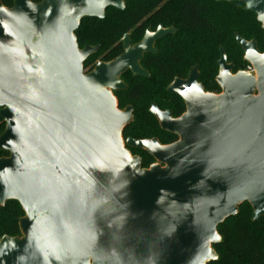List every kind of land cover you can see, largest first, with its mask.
I'll use <instances>...</instances> for the list:
<instances>
[{
  "label": "water",
  "instance_id": "water-1",
  "mask_svg": "<svg viewBox=\"0 0 264 264\" xmlns=\"http://www.w3.org/2000/svg\"><path fill=\"white\" fill-rule=\"evenodd\" d=\"M240 3L264 31V0ZM124 0H0V206L16 201L21 236L0 238V264H209L218 260V227L248 203L264 217V54L236 36L254 74H231L221 50L219 96L176 82L187 112L152 111L169 146L129 139L158 164L144 169L126 149L131 110L121 58L84 74L96 49L78 47L86 17L123 9ZM186 85L189 91L184 88ZM219 237V239H216ZM6 238V239H5Z\"/></svg>",
  "mask_w": 264,
  "mask_h": 264
},
{
  "label": "flooded vegetation",
  "instance_id": "flooded-vegetation-1",
  "mask_svg": "<svg viewBox=\"0 0 264 264\" xmlns=\"http://www.w3.org/2000/svg\"><path fill=\"white\" fill-rule=\"evenodd\" d=\"M181 1L124 0L123 9L110 7L102 18L86 17L76 31H80L82 36L81 45L77 39L81 51L86 48L96 49L83 63L84 74L93 73L99 64L107 65L124 57L127 59L126 66L117 76V81L123 88L110 91L121 112L131 110L132 122L125 128L123 139L126 149L140 160L144 169L158 162L147 151L127 145V141L156 140L162 146L178 141L176 135L163 130L159 119L152 112L155 109L157 113H169L173 120L181 118L187 112L185 100L170 93L169 88L172 85L176 82L187 84L192 74H197L196 83L206 94L221 95L222 89L217 82L221 50L225 53L226 65L232 66V75L248 73L246 69L249 64L244 61L245 54L237 41L242 57L236 60L230 48L223 44L216 46L219 33L227 36L234 34L235 40L238 34L233 33L231 28L222 31L212 24L209 21L211 8L200 6L204 0H194L199 11L203 10L199 16H182V13L180 16H169V10L173 9L172 4ZM240 5L243 11L248 12L245 5ZM110 14L114 16H109ZM227 18L230 19V16H226ZM201 19L206 22L204 27H201ZM201 32L210 39L206 54L200 47ZM205 63L208 65L206 70L203 65ZM183 89L189 91L186 85ZM134 123L138 125L135 128L132 127ZM146 163H149L148 166L143 167Z\"/></svg>",
  "mask_w": 264,
  "mask_h": 264
},
{
  "label": "trees",
  "instance_id": "trees-1",
  "mask_svg": "<svg viewBox=\"0 0 264 264\" xmlns=\"http://www.w3.org/2000/svg\"><path fill=\"white\" fill-rule=\"evenodd\" d=\"M1 1L7 8L13 6V0ZM31 1L33 3L41 2V0ZM204 1L200 6L211 8L209 21L212 24H215L222 31L231 28L233 33L236 32L247 41L255 40L258 43L259 52H264V31L254 14L243 11L242 5L236 2L230 5L226 2ZM172 6L173 9L169 10V16H180L181 13L182 16H199V13L203 12V10L199 11L194 0H182L173 3ZM212 13L214 14L212 15ZM109 16L114 15L110 14ZM226 16H230V19H226ZM205 23L201 19V27H204ZM76 37L81 45L82 36L80 31L76 32ZM209 40V36L201 32L200 47L202 51H205V54L210 47ZM219 44L231 49L234 60L242 57L234 34L227 36L219 33L216 37V46L218 47ZM218 56V49L216 48V58ZM203 65L205 70L208 69L206 63ZM135 125L134 123L132 127L135 128ZM4 130L5 122L0 118V135ZM138 130L140 131V129ZM4 156H9V154L0 151V158ZM148 164H144L143 167H147ZM24 216L25 213L22 207L16 201H9L5 206H0V238L3 236H21L19 221ZM251 218L252 208L248 203H244L239 207L236 216L226 220L218 227V233L222 237V241L215 245L214 249L219 257L217 261L209 264H264V217L258 222H253Z\"/></svg>",
  "mask_w": 264,
  "mask_h": 264
},
{
  "label": "built area",
  "instance_id": "built-area-1",
  "mask_svg": "<svg viewBox=\"0 0 264 264\" xmlns=\"http://www.w3.org/2000/svg\"><path fill=\"white\" fill-rule=\"evenodd\" d=\"M246 71H247L248 73H250V74H254V73H255V70L253 69V67H252L251 65H248V66H247Z\"/></svg>",
  "mask_w": 264,
  "mask_h": 264
},
{
  "label": "snow or ice",
  "instance_id": "snow-or-ice-1",
  "mask_svg": "<svg viewBox=\"0 0 264 264\" xmlns=\"http://www.w3.org/2000/svg\"><path fill=\"white\" fill-rule=\"evenodd\" d=\"M155 110V109H154ZM6 239V238H5ZM216 239H219V237H216Z\"/></svg>",
  "mask_w": 264,
  "mask_h": 264
}]
</instances>
